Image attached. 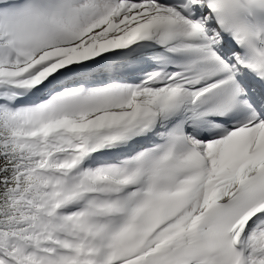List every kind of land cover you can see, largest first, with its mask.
<instances>
[{"label":"snow or ice","instance_id":"1","mask_svg":"<svg viewBox=\"0 0 264 264\" xmlns=\"http://www.w3.org/2000/svg\"><path fill=\"white\" fill-rule=\"evenodd\" d=\"M0 264H264V0H0Z\"/></svg>","mask_w":264,"mask_h":264}]
</instances>
